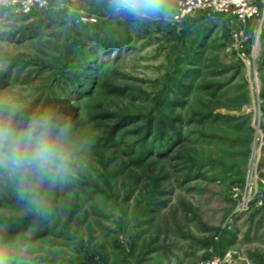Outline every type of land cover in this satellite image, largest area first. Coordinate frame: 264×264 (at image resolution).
Wrapping results in <instances>:
<instances>
[{
    "label": "rangeland",
    "instance_id": "obj_1",
    "mask_svg": "<svg viewBox=\"0 0 264 264\" xmlns=\"http://www.w3.org/2000/svg\"><path fill=\"white\" fill-rule=\"evenodd\" d=\"M180 1L149 18L0 6V102L66 125L70 156L64 180L27 182L38 206L0 173L9 264H264L263 0L245 22L178 23ZM103 40L120 52L92 68Z\"/></svg>",
    "mask_w": 264,
    "mask_h": 264
},
{
    "label": "clouds",
    "instance_id": "obj_2",
    "mask_svg": "<svg viewBox=\"0 0 264 264\" xmlns=\"http://www.w3.org/2000/svg\"><path fill=\"white\" fill-rule=\"evenodd\" d=\"M115 14H130L149 18L166 14L165 0H109ZM14 105L0 102V173L18 180L20 198L39 205L38 194L26 187L30 178L54 185L64 180L70 171V156L63 142L67 126L54 122L49 116H31L16 120ZM26 193L28 195H26ZM0 264H9L0 247Z\"/></svg>",
    "mask_w": 264,
    "mask_h": 264
},
{
    "label": "built area",
    "instance_id": "obj_3",
    "mask_svg": "<svg viewBox=\"0 0 264 264\" xmlns=\"http://www.w3.org/2000/svg\"><path fill=\"white\" fill-rule=\"evenodd\" d=\"M47 3V0H0L1 7L13 11L15 14L33 12L44 8ZM262 4H264V0ZM259 8L260 6L253 5L248 0H181L178 4L175 21L179 23L188 17H195L196 15L200 18L224 15L225 17H235L245 22L255 16H260ZM262 8L264 9V6ZM246 37V33L241 32L234 33L232 39L234 42L237 41L243 45ZM200 264H220V258L206 260V262L202 261Z\"/></svg>",
    "mask_w": 264,
    "mask_h": 264
},
{
    "label": "trees",
    "instance_id": "obj_4",
    "mask_svg": "<svg viewBox=\"0 0 264 264\" xmlns=\"http://www.w3.org/2000/svg\"><path fill=\"white\" fill-rule=\"evenodd\" d=\"M96 43H95V45L91 48V57H92V55H93V53H96L98 50L100 51L101 49V52H100V55H98L97 56V54H96V56L97 57H94V58H92L91 60H90V65H91V67L93 68V66H95V64H94V61H96L98 58H101V59H103V60H107V59H109V57H112V55L111 54H115V55H117L119 52H120V49H118V48H113L110 52H108V50H106V49H110V47L108 46V41H105V40H103V41H95ZM107 52V53H106ZM114 55V56H115ZM100 59V60H101ZM97 64H99L98 62H97ZM94 70H96V71H98V68H97V66L95 67V69ZM77 80L80 82L81 81V79H80V77H77V78H75L74 80H72L70 83H69V85H73V84H75V82H77ZM83 82H85L84 80H82V82H80V83H78V84H82ZM76 86V85H75ZM86 88H88V87H86ZM144 159V157L143 158H141L139 161H142ZM7 203L8 202H10L9 200L8 201H6ZM0 205H3V204H0ZM18 224V223H17ZM10 234V233H9Z\"/></svg>",
    "mask_w": 264,
    "mask_h": 264
},
{
    "label": "bare ground",
    "instance_id": "obj_5",
    "mask_svg": "<svg viewBox=\"0 0 264 264\" xmlns=\"http://www.w3.org/2000/svg\"><path fill=\"white\" fill-rule=\"evenodd\" d=\"M223 17H225L224 15H222Z\"/></svg>",
    "mask_w": 264,
    "mask_h": 264
}]
</instances>
